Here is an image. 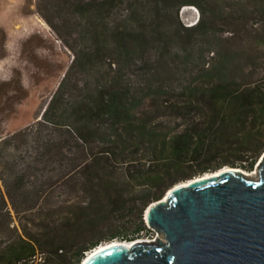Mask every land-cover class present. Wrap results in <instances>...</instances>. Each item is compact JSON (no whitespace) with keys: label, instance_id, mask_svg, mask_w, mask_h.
<instances>
[{"label":"trees","instance_id":"16d2710c","mask_svg":"<svg viewBox=\"0 0 264 264\" xmlns=\"http://www.w3.org/2000/svg\"><path fill=\"white\" fill-rule=\"evenodd\" d=\"M106 3L103 12L126 10L107 30L90 3L73 10L89 20L91 40L105 37L114 74L84 83L81 96L64 95V75L32 125L0 138V264H79L101 240L149 234L144 211L172 185L224 165L251 168L264 151L260 55L240 45L248 37L264 48V0H236L227 11L221 0ZM185 4L200 12L193 25L178 21ZM214 16L234 20L236 32L216 37L208 21ZM174 39L208 46L181 72L150 61L152 48L163 57ZM209 52L211 60H202ZM136 64L144 74L134 75ZM166 115L178 121L163 124ZM18 143L37 148L19 169L4 153ZM112 224L120 228L100 234Z\"/></svg>","mask_w":264,"mask_h":264},{"label":"rangeland","instance_id":"374dc122","mask_svg":"<svg viewBox=\"0 0 264 264\" xmlns=\"http://www.w3.org/2000/svg\"><path fill=\"white\" fill-rule=\"evenodd\" d=\"M222 1L229 4L225 8L227 11L232 8L236 0H221V3ZM80 3H90V7L100 9L99 17L102 21L100 23L104 30L111 29L113 22L122 18L126 12L123 5H118L112 11L104 10L103 12L101 8L107 6L106 0H0V138L32 125L64 75L67 77L64 95L81 96L84 83L114 74L108 66L110 57L104 54L107 45L105 37L103 42L97 39L91 40L92 33L87 29L89 20L73 10V6ZM193 7L195 6L188 4L178 7V21L182 26L193 25L199 19L200 12L195 7L198 11L196 12ZM173 10L172 7L168 15L169 18L172 16V21ZM208 21L215 36L220 38L229 37L238 28L234 20L222 19L220 16L210 17ZM104 32L106 35V31ZM231 43L234 46L239 45L237 41L236 44L230 41V45ZM240 45L247 47L252 53L258 51L260 55L258 76L262 71L264 74V48L257 46L255 49L248 37L240 40ZM207 46L204 44L188 47L187 43L183 47L174 39L165 56L159 57L156 48H152L148 57L150 61L154 59L157 63L165 62V68H176L181 72L184 66L188 68V59L198 60L201 55L199 49L204 51ZM92 52L93 55L89 56L91 60L89 66L82 69L79 64L87 61L86 56ZM211 54V52L205 54L202 60L210 61ZM112 68L115 67L112 66ZM140 69L139 65L133 66L134 75L140 72L141 75L144 74ZM130 71L125 70L124 78ZM159 75L166 76L167 73L161 71ZM160 121L163 124H172L178 120L166 115L160 117ZM53 134L56 138L57 132ZM33 149L37 150L35 143H23V145L18 143L7 146L4 153L11 160L16 161V168L19 169L22 165L24 166L23 163L28 160L26 156ZM257 160L258 158L256 162ZM255 163L251 168H239L251 172L255 170ZM38 168L39 173H44L46 170L42 169L41 165H38ZM56 176L57 172L54 177ZM58 198H60L59 194ZM11 213L14 216L13 211ZM14 219L17 223V217L14 216ZM115 228L119 229L120 226L107 225L100 234H108ZM146 235L148 234L137 238L156 237L153 231L148 238H145ZM112 241H119V239H112ZM108 242L111 241L101 240L98 245Z\"/></svg>","mask_w":264,"mask_h":264},{"label":"water","instance_id":"95a60500","mask_svg":"<svg viewBox=\"0 0 264 264\" xmlns=\"http://www.w3.org/2000/svg\"><path fill=\"white\" fill-rule=\"evenodd\" d=\"M226 166L178 182L148 204L152 241L98 245L80 264H264V151L255 178Z\"/></svg>","mask_w":264,"mask_h":264},{"label":"bare ground","instance_id":"6f19581e","mask_svg":"<svg viewBox=\"0 0 264 264\" xmlns=\"http://www.w3.org/2000/svg\"><path fill=\"white\" fill-rule=\"evenodd\" d=\"M220 169H223V170H227L229 169L228 166H223V167H220ZM235 170H238V171H241L245 176L249 177V178H254L255 175H257L256 171H251V172H246V171H243L241 170L239 167H235ZM218 173V169L215 170V171H212V172H207L205 174H203V177H210V176H213L215 174ZM200 176H196L195 178H199ZM140 241H152L153 239H139ZM117 242H123L124 244L126 245H130L131 244V240L130 241H127V240H123V241H111V242H108V243H104L103 245H107L109 243H117ZM103 245H99V246H103Z\"/></svg>","mask_w":264,"mask_h":264},{"label":"built area","instance_id":"2783aa9c","mask_svg":"<svg viewBox=\"0 0 264 264\" xmlns=\"http://www.w3.org/2000/svg\"><path fill=\"white\" fill-rule=\"evenodd\" d=\"M195 10H196V12H198L197 11V9L195 8V7H193ZM153 231V230H152ZM152 231H151V233H149L148 235H146V237L145 238H148L149 236H150V234H152ZM154 233H155V235H156V232L155 231H153ZM152 239H154V237H151ZM140 239V238H139ZM35 259L36 260H40L41 259V256H37V257H35Z\"/></svg>","mask_w":264,"mask_h":264}]
</instances>
